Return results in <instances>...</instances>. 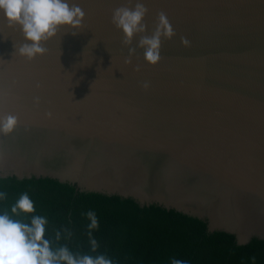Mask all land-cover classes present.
Masks as SVG:
<instances>
[{
  "label": "water",
  "instance_id": "obj_1",
  "mask_svg": "<svg viewBox=\"0 0 264 264\" xmlns=\"http://www.w3.org/2000/svg\"><path fill=\"white\" fill-rule=\"evenodd\" d=\"M68 2L85 12L83 27L61 29L31 61L0 12V116L18 117L0 136V177L173 209L237 245L264 240V0H139L146 35L161 11L176 32L154 67L140 35L125 62L112 23L137 0Z\"/></svg>",
  "mask_w": 264,
  "mask_h": 264
},
{
  "label": "trees",
  "instance_id": "obj_2",
  "mask_svg": "<svg viewBox=\"0 0 264 264\" xmlns=\"http://www.w3.org/2000/svg\"><path fill=\"white\" fill-rule=\"evenodd\" d=\"M0 191L7 199L0 211L9 210L22 193L34 202L35 214L48 220L47 237L73 251H90L86 213L95 212L99 227L92 232L99 247L114 264H264V240L237 245L233 235L206 231L198 218L157 205L140 206L131 198L97 192L75 191L73 185L52 178L0 177ZM64 229L71 233L65 240Z\"/></svg>",
  "mask_w": 264,
  "mask_h": 264
},
{
  "label": "clouds",
  "instance_id": "obj_3",
  "mask_svg": "<svg viewBox=\"0 0 264 264\" xmlns=\"http://www.w3.org/2000/svg\"><path fill=\"white\" fill-rule=\"evenodd\" d=\"M148 11L139 0L134 7L121 6L113 10L112 23L122 30V44L129 47V56L125 58L128 64H131L132 56L136 54V48L131 45L137 35H140L138 46L144 49V59L153 67L162 58V39L172 40L176 35L163 11L158 14L153 34L146 35L148 26L144 20ZM0 12L6 17L9 28L19 26L22 30L26 43L17 48V53L29 61L44 55L48 49L43 45L55 38L61 29H79L85 20L82 8L70 4L68 0H0ZM181 43L184 47L191 46L187 37H181ZM143 87L147 89L149 84L145 82ZM17 126V116H0V136L10 135ZM6 199L7 193L0 191V202ZM35 211L34 202L26 192L12 204L10 211H0V264H114L106 254L98 252L99 245L91 238L92 232L99 227L95 212L88 211L85 214L90 221L87 225L90 251L83 252L73 251L67 243H60V231L56 232L55 240L48 238L49 222L45 216L35 214ZM64 233L63 238L70 240L72 233L68 229H64ZM172 264L187 262L173 260Z\"/></svg>",
  "mask_w": 264,
  "mask_h": 264
}]
</instances>
